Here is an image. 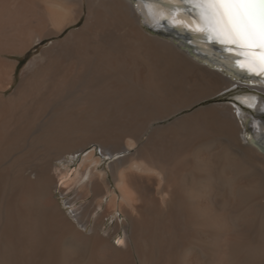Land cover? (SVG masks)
Listing matches in <instances>:
<instances>
[{
  "label": "bare ground",
  "instance_id": "obj_1",
  "mask_svg": "<svg viewBox=\"0 0 264 264\" xmlns=\"http://www.w3.org/2000/svg\"><path fill=\"white\" fill-rule=\"evenodd\" d=\"M2 2L12 7L0 11V37L12 27L19 40L0 41L11 47L1 55V91L15 80L9 55L53 41L16 91L0 95V264H130L132 243L141 264H264V171L243 169L238 159V118L260 162L264 120L217 105L156 125L249 80L225 62L221 46L163 21L157 26L131 0ZM251 84L264 92L258 78ZM82 88L95 91L75 95ZM246 103L264 109V100ZM90 144L110 156L127 153L112 166L121 200L95 150L73 180L61 174L59 182L71 179L85 196L99 197L98 210L108 200L106 212L124 217L119 246L105 244L95 228L82 235L49 199L57 182L52 158Z\"/></svg>",
  "mask_w": 264,
  "mask_h": 264
},
{
  "label": "rangeland",
  "instance_id": "obj_2",
  "mask_svg": "<svg viewBox=\"0 0 264 264\" xmlns=\"http://www.w3.org/2000/svg\"><path fill=\"white\" fill-rule=\"evenodd\" d=\"M3 6L7 10L12 7L11 5H7L8 6L7 8V6L3 5L2 0H0V11L3 9ZM83 20H81V23H79L78 25L73 26L70 29H68L65 35L68 34L70 30L80 27L83 24ZM9 36L11 39L9 38ZM6 37L7 39L2 40L3 38H6ZM18 40L19 39L14 35V31L12 27H8V30L6 29L3 35H1L0 37L1 42L8 43V44H15L18 42ZM52 41L53 40L50 39L42 43H39V42L35 43L31 48L27 49L22 54H18V55L11 54L7 57L8 60L14 63L16 67V72L14 74L15 80H14V83L11 89H9L7 92H3L0 90V95L4 94L5 96L9 97L16 91L21 80L26 76L30 66L35 61H37L39 58L43 56V53L45 52V50L52 44ZM2 44L0 43V61H1L2 54L11 51V47L6 46V45L2 46ZM239 85L231 86L229 89H227L226 91L216 96H213L208 99H204L201 102L196 103L192 108L176 114L170 120L156 124V125L169 124L170 122L178 118H181L185 115L191 114L197 110L207 109V108H211L217 105H228L232 108L233 112L235 113H237V108H241L244 112L253 113L256 115L257 118L264 120V109H261L258 112L257 110H254L250 105L246 103V100H248L249 98L264 100V92H261L256 89H252L244 84H241L240 86ZM96 90L98 91L99 89L97 88ZM94 91L95 89L82 88L81 90L80 89L76 90L75 95L84 96L86 93L88 92L93 93ZM238 121H239L240 129H241L239 136H238V140L242 148L240 155H238V159L240 160L242 167H244L243 169H248V168L250 169L255 164L256 167H259L264 171V164H263L264 160H262L261 162L258 161L256 157V152L249 150L248 144L244 141V135L246 133H250V131L246 132L245 125L241 122L239 118H238ZM147 135L143 137V141L147 139ZM225 146L226 145H224V147ZM91 150H95L96 157L101 158L102 163L100 165V168L108 172L110 188L114 191L116 190L118 201L121 200L120 191L118 190V187H117V181L114 179V176H113L112 166L118 159L122 158V156L124 157L127 153H116L113 156H110L104 153L102 147L98 144L88 145L87 149L74 154L75 156L73 154H66L64 156L65 159H58L57 157L52 158L53 173L57 177L56 179L57 182L53 183L49 187V197H50L49 199H50L52 206H54L58 210L57 212L62 217H65L68 221H70L82 233V235L92 236L94 234V228H95L97 230L98 236L101 238V240L105 244H107L110 247L119 246V244H121L120 239H122L125 236V232L123 229L118 228V223H121V221L124 220V217L119 215V213L117 217H113V215H109V213L106 212V209L108 206V200H106L105 202L104 209L98 210L95 207V203L99 197L96 196L95 193L92 191L89 192V194L85 196L82 193V191L79 188H77V186L75 187V182L74 181L72 182L71 179L70 181L68 180V182L64 185H61V183L59 182L61 174L62 175L68 174L73 180L74 179L73 173L80 165L82 158ZM261 154L264 155L263 153ZM26 168H27V174L30 175V177L34 179L36 177V173L33 171L32 166L28 164L26 165ZM122 168L124 167L120 166V169ZM258 175L260 176L259 173ZM261 200L262 202H264V195ZM258 208H260L259 211L261 210L264 211V206L263 207L259 206ZM104 210H105V213H104ZM129 231H130V228H129ZM57 232L59 234L61 233V231L59 230ZM58 233L56 235L57 237L54 234H51V236L52 235L55 236L54 237L55 241H58V240L60 241V242L58 241L60 243L59 247L60 246L64 247V243L61 241V237H60L61 234L59 235ZM51 236L50 238L54 242L53 236L52 237ZM58 249L57 251L61 252V249L60 250ZM131 249H132L131 250L132 253L129 252L126 255L128 258V262L129 263L131 262L132 264H141L138 253H136V249L133 243L131 244ZM124 250L126 251V248H124ZM129 257L131 258L129 259ZM132 258H134L136 262H134L135 260L134 259L132 260Z\"/></svg>",
  "mask_w": 264,
  "mask_h": 264
},
{
  "label": "snow or ice",
  "instance_id": "obj_3",
  "mask_svg": "<svg viewBox=\"0 0 264 264\" xmlns=\"http://www.w3.org/2000/svg\"><path fill=\"white\" fill-rule=\"evenodd\" d=\"M157 25L187 29L220 45L225 62L247 73L249 83L264 82V0H131ZM187 5V8H184ZM191 11L196 18L182 17ZM234 57V60H229ZM119 243V242H118Z\"/></svg>",
  "mask_w": 264,
  "mask_h": 264
},
{
  "label": "water",
  "instance_id": "obj_4",
  "mask_svg": "<svg viewBox=\"0 0 264 264\" xmlns=\"http://www.w3.org/2000/svg\"><path fill=\"white\" fill-rule=\"evenodd\" d=\"M243 80V79H242ZM242 83L244 84V85H252L251 83H249L248 81H246V80H243L242 81ZM260 151L264 154V146H261L260 147Z\"/></svg>",
  "mask_w": 264,
  "mask_h": 264
}]
</instances>
